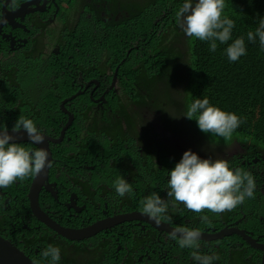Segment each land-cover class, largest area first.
<instances>
[{
    "label": "flooded vegetation",
    "instance_id": "1",
    "mask_svg": "<svg viewBox=\"0 0 264 264\" xmlns=\"http://www.w3.org/2000/svg\"><path fill=\"white\" fill-rule=\"evenodd\" d=\"M73 1L74 4L68 7L65 5L66 0H38V4H33L36 0H0V93L8 87H12L18 94L20 90L17 75L10 68L13 66L9 67L5 62L9 58H13L14 62L20 60L22 56L31 55L45 61L46 65L54 69V74L50 78L53 84L44 80L39 73L36 74L33 82L36 88L33 92L37 95L42 87L54 86L56 91L58 90L57 93L62 96H55L59 103L76 91L82 90L90 80L99 82L96 86L95 83L90 84V88H96L92 99L102 95L105 88H101L99 79L84 78L83 70L89 67L92 53L87 48L83 51L82 46L100 44V59L118 61L117 44L114 42L110 48L105 39H98L106 38L112 33L110 25L115 23V20L101 17V20L97 21L91 17L89 10L83 15V11L77 8V1L90 3L94 0ZM117 29L119 30L118 24ZM117 43L119 45L118 40ZM130 44L131 42L126 43L128 47L133 48ZM129 52L130 49H127L126 53ZM77 59L78 61H75ZM63 73H68L69 77L73 78L70 90L65 87L57 88L60 80H57L58 75ZM20 78L22 77L19 76L18 79ZM89 92L90 90H86V93L73 102L76 108L85 113L80 140H76L65 150L48 148L47 172L38 178V181L39 179L42 181L41 185L31 188L35 178L31 176L16 181L9 189H0V235L32 262L40 259L41 251L48 246L47 241L53 240L59 247H64L60 248L58 264H65L64 256L70 258L77 254L84 256L91 264H199L192 261V258L186 259L184 253L178 254V248L171 249L166 246L169 241L174 242L167 235H164L166 238H162L161 245L157 243L155 236L159 233L153 225L145 220L136 219L137 211L133 207L136 200L131 197L132 194L120 197L116 192H104L85 186L84 183H90V180L91 183L99 185L96 178L99 177L101 161L98 154L91 150V145H86L88 139L95 135L87 124L94 113L95 116L98 114L100 121L106 119L105 112L97 110L96 104L90 101ZM117 92L118 90L114 93ZM112 98L113 94L106 97L107 101ZM144 116V126L150 132V136L158 140L162 130L149 127V117ZM37 128L39 131L46 130L45 125ZM12 129L13 127L7 128L8 131ZM16 143L32 151L38 150V147L29 140H20ZM121 143L124 148L137 150L141 155L150 152L149 144H140L135 136H127ZM117 153L119 152L113 153L111 161L125 164L115 158ZM154 155L158 160V155ZM248 161L247 159L246 163ZM243 162L241 159V163ZM248 171L255 180L256 205L261 208L264 198V185L261 184L264 177L263 167L260 164H253V169ZM137 176L140 177V174ZM31 189L36 193L39 209L57 227L79 231L102 224V228L79 240H69L58 235L30 213L28 195ZM249 205L254 206V201L246 198L232 213L219 218V227L215 226L218 221H214L216 222L214 226L207 227V222L214 220L208 219L206 224L201 221L199 230L210 232L223 227L238 228L250 234L257 242L264 243V227H259L255 222L264 219V207L247 216L245 213L238 216L241 209H246ZM227 238L217 240L219 244L214 246L219 247L224 243L236 250L232 243L234 239ZM72 242L81 243V248L73 251ZM238 245L240 247L243 245L240 239ZM173 252L177 255L174 258L170 257ZM257 255L263 256V253Z\"/></svg>",
    "mask_w": 264,
    "mask_h": 264
},
{
    "label": "clouds",
    "instance_id": "2",
    "mask_svg": "<svg viewBox=\"0 0 264 264\" xmlns=\"http://www.w3.org/2000/svg\"><path fill=\"white\" fill-rule=\"evenodd\" d=\"M33 4H38V0ZM224 8L225 0H198L194 5L192 0H185L182 7L176 12V21L186 36L199 41H210L209 50L215 52L217 49L216 42L219 41L221 44L228 42L235 26L232 19L223 17ZM113 19L116 22H121L119 17ZM112 27L117 29L114 24L110 25V29ZM256 37H259L260 45L264 48V18L260 20L255 33L251 31L247 33V39L250 42H255ZM105 40L110 48L114 42L117 44V37H106ZM141 43H143L141 40H138V44L131 41L130 45L135 48L140 46ZM40 47L42 46L40 45ZM226 54L231 62H235L246 55L244 38L235 39L226 48ZM117 55L118 61L116 62L112 59H102L108 63L110 68L113 64L115 66L113 71L108 70L111 74V80L108 85L104 86L105 90L98 98L92 99L96 88H90V84L95 83L94 86H96L99 82L90 80L84 88L81 87L82 90L76 91L68 98L57 103L55 107L49 109L51 111H49L50 116L48 119L51 122L47 121L45 131H39L32 119L20 115L12 132L17 133L22 129L32 144H41L46 138L47 148L55 147L58 150H65L74 144L76 140L79 141L82 136L81 127L85 113L76 108L73 102L86 93V90H90V101L96 104L97 110L105 112L106 119L100 121L101 118L98 114L95 116L94 113L91 121L87 124L90 131L94 132L95 135L88 139L86 145H91V150L98 154L101 161L98 171L99 177L96 178L99 185L94 184V182L91 183L90 180V183H84L85 186L89 189L96 188L104 192H116L120 197L132 194L131 197L135 199L138 195L136 192L133 194V188L127 182L128 174L118 167L119 163L110 159L113 153L118 152L119 147L122 146L121 142L127 136H135L136 140L142 145L149 144L150 147H153L154 154L157 155L167 151L170 147L174 152L183 155L174 169L169 172L167 183L170 190H165L167 192H165L164 197L156 192L151 193L141 202L143 205L141 209L135 208V206H139V201L134 203V210L137 211L135 215L139 213L146 214L149 219L158 224V229L153 227L159 233L155 236L159 245H161L164 235H167L170 239L177 241L178 246L181 248L178 250V254L188 253L190 249L193 251L192 258L198 261L199 264H227L226 262L220 263V261H223V259H220V246L214 250L211 248V251H217L218 257L200 254L199 249L205 248L208 241H214L201 240V233L208 234L216 231H200L199 226L201 221L204 222L203 224L208 221V217L204 216L206 213L212 212L218 214L219 218L224 217L232 213L246 198H249L250 201L253 200L254 206L249 205L246 206V209H241L238 216L248 212V214L245 213L247 216L264 207V198L262 199L261 208L256 205L255 180L248 171L253 169V164H260L264 172V166L262 165L264 151L253 152L255 156L247 162V171L239 168L242 159V148L238 147L236 142L228 141L232 139L233 132L240 126L242 121L234 113L225 112L219 107L211 106L207 97L195 99L191 102L188 105L185 118L197 122L196 129L188 125V130L197 134L199 128L204 135L216 143L215 150L210 154H204L202 148L196 142L181 143V140H176L175 137L181 135L177 134L174 129L169 128V123L165 118H162L161 110H151L146 103L126 94L124 88L121 91V87L118 85L117 72L125 58L119 59V48ZM92 62L95 65L97 58ZM90 66H93V64L89 63ZM34 88H36L35 85L30 89L31 96L39 99L41 91L37 95L33 92ZM117 90L118 92L114 93ZM108 94H113L114 98L107 101ZM114 99H116L115 102L110 104V101ZM175 112V108L170 109L172 121H176ZM144 115L149 117V127H153L152 129L157 127L162 130L158 140L151 137L150 132L144 126ZM193 117L196 118L193 119ZM212 134L221 137L222 140H219L218 137H216L218 139L213 140ZM13 140L14 137L8 133L6 127L0 128V189L9 187L18 180H24L29 176L40 173L47 164L48 153L45 149L32 151L16 142H10ZM233 147L238 148V151H234ZM105 149L110 151L108 157L104 154ZM236 161H240V163H235ZM137 174H133L136 180L140 178ZM261 184L264 185V177ZM261 197H263V194H261ZM167 211L168 214H166ZM255 222L259 227H264V219ZM206 226L209 227L207 224ZM221 229L242 232L255 246H250L236 234H229L215 240L224 237H228L227 239L236 237L237 239L232 241L236 250L227 244L225 246L236 253L239 251V258L244 263L250 262V260L255 262L256 258H260L259 264H264V250H262L264 243L257 242L250 234L238 228L223 227ZM0 237L4 239L3 236L0 235ZM238 238L243 242L241 247L238 245ZM202 242L205 243V247H200V245H203ZM166 246L171 249L178 248L173 247L170 241ZM184 248L187 250H182ZM259 253H263V256H258ZM175 256L177 255L174 252L170 254V257L174 258ZM234 257L237 258V255ZM27 258L32 262L29 257ZM59 259L60 248L49 244L41 251L40 259L32 263L58 264Z\"/></svg>",
    "mask_w": 264,
    "mask_h": 264
},
{
    "label": "trees",
    "instance_id": "3",
    "mask_svg": "<svg viewBox=\"0 0 264 264\" xmlns=\"http://www.w3.org/2000/svg\"><path fill=\"white\" fill-rule=\"evenodd\" d=\"M184 2L185 0H94L90 3L77 1L76 4L77 8L83 11V15L89 10L91 17L97 21H100L101 17L106 19L110 17L111 21L114 17L121 19V22L113 23L116 26L118 24L119 30L112 27L110 29L112 33L108 36L117 37L119 59L125 58L117 72L121 91L124 88L126 94L146 103L151 110H161L162 118L169 123V128L183 136L185 143L196 142L204 154H210L216 148V143L208 136L204 135L203 141H197V134L188 130V125L197 128L195 120L185 118L188 105L195 99L207 97L211 106L240 117L242 122L235 130L237 133L228 142L239 140V146L242 148L240 155L244 161L239 168L247 171L246 160H251L255 156L254 151H264V48L260 45L259 37H256L255 42L247 39V33L250 31L255 33L260 20L264 18V0H225L223 17L232 19L235 26L228 42L224 44L216 42L215 52L209 50L210 41H199L186 36L177 23L176 12ZM196 2L198 0H192L193 5ZM73 4V0H66V6L70 7ZM92 4L96 6H91ZM240 37L244 38L246 55L231 62L227 57L226 48ZM98 39L106 38L98 37ZM138 40L143 42L138 47L131 48L126 45L131 41L138 44ZM100 46L97 43L82 46L83 51L87 48L92 53L90 64H94L92 61L97 58L94 66L83 70V75L85 79L92 77L99 79L102 88L109 84L111 74L108 70L113 71L115 65L110 68L106 61L100 59ZM127 49H130V52L126 56ZM12 59L9 58L5 63L9 67L13 66L10 68L17 75L20 90L19 94L12 87L1 91L0 128L14 127L19 116L27 112L34 113L40 121L50 123L49 109L58 103L55 96H62L57 93L58 90L56 91L54 86H47L41 88L39 99L33 98L30 89L34 86L37 73L44 80L50 81L54 69L36 56H22L20 60L14 62ZM19 76L22 78L18 79ZM57 80H59L57 88L65 87L70 90L73 78L69 77L68 73L59 74ZM50 83L53 84L52 81ZM115 100H111L110 104ZM172 108L176 110V121H172L170 117ZM197 132H201L199 128ZM216 137L218 136L212 134L213 140L218 138L222 140L221 137ZM118 152L115 158L125 163L119 164L118 167L128 174L127 182L138 195L135 198L136 202L139 201V206H135L138 209L143 207L141 202L151 193L156 192L161 197L166 195L165 192L170 190L167 183L169 172L183 156L170 147L158 155V160L152 146L150 152L143 155L137 150L123 146L119 147ZM104 154L108 157L110 151L105 149ZM262 165L264 166V157ZM136 173L140 174L137 180L133 175ZM11 186L3 189H9ZM168 213L167 211L166 214ZM208 213L204 216L214 220H209L207 225L214 226L216 223L214 221H218L215 226L219 227L218 214ZM47 243L59 247L56 241H47ZM72 243L73 251L81 248V243ZM214 244L219 243L217 240L207 242L205 248L199 249L200 254L218 257L217 251H211V248L213 250L217 248ZM225 245L222 243L219 247L220 259H223L220 263H260V258L255 259L256 263L254 260L244 263L239 258V251L237 253L231 251ZM172 246L181 249L176 240L172 242ZM192 252L190 249L188 251L190 254L184 252L185 258H192ZM235 255L237 258L234 257ZM63 259L65 264H91L84 256L78 254L70 258L64 256ZM192 261L196 260L192 258Z\"/></svg>",
    "mask_w": 264,
    "mask_h": 264
},
{
    "label": "water",
    "instance_id": "4",
    "mask_svg": "<svg viewBox=\"0 0 264 264\" xmlns=\"http://www.w3.org/2000/svg\"><path fill=\"white\" fill-rule=\"evenodd\" d=\"M8 133L14 137V140L10 142L28 140V137L26 133H24L23 130H20L17 133H13L11 130V131H8ZM46 140L47 139L44 138L43 143L35 144V145L38 147V149H45L48 153ZM48 163H49V155L47 157V164L44 167V169L40 173L34 175L35 178L33 180L31 188L38 187L41 185L42 181L41 179H39L38 181V178H41L43 174H46ZM28 198H29V208L31 210V213L38 220H41L51 230H54L58 235L65 237L69 240H79V239H82L83 237L87 238L92 233L102 228V224L93 225L91 227L86 228V230H79V231H75L74 229H69V228L65 229L59 226L57 227L55 223L51 222L48 218H46L43 212L39 209L37 205V200H36V193H34L32 189L29 192ZM136 219L145 220L149 222V224L153 225L156 229H158V224L154 223L153 220L149 219L146 214H143V213L136 214ZM229 234H236L240 236L241 238H243L245 242H247L250 246H255L254 243L248 240L247 236L244 235L242 232L229 231L227 229H220L219 231L208 233V234L201 233L200 239L206 240V241L215 240V239L221 238ZM262 250H264V247L262 248ZM0 264H33V263L22 252H20L17 248L12 246L7 240H4L3 238L0 237Z\"/></svg>",
    "mask_w": 264,
    "mask_h": 264
},
{
    "label": "rangeland",
    "instance_id": "5",
    "mask_svg": "<svg viewBox=\"0 0 264 264\" xmlns=\"http://www.w3.org/2000/svg\"><path fill=\"white\" fill-rule=\"evenodd\" d=\"M23 116H25L26 118H28V119H32L34 122H35V124H36V126L37 127H43L44 125H47L48 123L46 122V121H44V120H38L37 119V116L34 114V113H32V112H27L26 114H24ZM237 133V131H234L233 132V134H232V136L234 135V134H236ZM204 136V133L203 132H198L197 133V141H203V137ZM175 139L176 140H181V143H185L184 141H183V136H176L175 137ZM210 139V138H209ZM234 142H236L237 143V146L239 147V140H235ZM234 151H238L237 149L238 148H232Z\"/></svg>",
    "mask_w": 264,
    "mask_h": 264
}]
</instances>
